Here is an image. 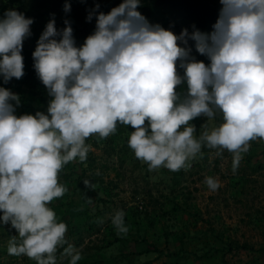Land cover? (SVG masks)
Returning <instances> with one entry per match:
<instances>
[{"label": "clouds", "instance_id": "1", "mask_svg": "<svg viewBox=\"0 0 264 264\" xmlns=\"http://www.w3.org/2000/svg\"><path fill=\"white\" fill-rule=\"evenodd\" d=\"M219 2L211 33L193 26L179 35L150 23L137 10L141 0H122L107 14L94 3L86 21L95 17V30L80 46L71 20L58 29L52 14L32 52L35 73L51 98L46 114L17 116L19 95L0 87V222L17 233L8 241V255L57 264L63 249L69 264L82 259L49 205L67 193L60 173L69 162L87 160L92 136L107 139L118 125L131 126L128 147L150 172L187 171L203 148L216 156L231 153L235 172L250 142L264 141V0ZM63 11H71L67 0ZM33 22L14 9L0 18L5 84L25 74L23 42ZM189 40L207 65L191 56ZM182 84L183 95L176 91ZM218 113L223 122L197 138L191 121L213 120ZM205 183L212 192L221 187L213 177ZM124 217L122 210L111 217L117 235L129 231Z\"/></svg>", "mask_w": 264, "mask_h": 264}, {"label": "rangeland", "instance_id": "2", "mask_svg": "<svg viewBox=\"0 0 264 264\" xmlns=\"http://www.w3.org/2000/svg\"><path fill=\"white\" fill-rule=\"evenodd\" d=\"M202 1L221 8L219 0ZM121 2L69 0L71 11L65 13L64 6L54 8L44 0H0V18L8 9L32 18V35L23 43L34 50L52 14L58 29L64 27V19H69L76 45L80 46L95 30V17L86 21L94 3H99V11L107 14ZM137 10L150 23H158L176 35L191 29L187 21L173 17L151 0H141ZM194 43L188 41L191 56L207 65V57L196 52ZM203 57L204 61L200 60ZM180 72L182 75L183 70ZM0 87L46 112L48 103L39 104L17 80L5 84L0 78ZM185 91L184 84L182 95ZM222 122L219 113L213 120L200 117L191 121L197 138ZM132 131L131 126L118 125L116 133L107 139L92 136L86 140L91 145L87 160L69 162L60 173L59 182L68 191L49 207L58 222L66 223L68 243L81 252L78 264H264V141L250 142L235 172L231 153L224 151L216 156L215 150L208 148L202 149L203 157L194 159L187 171L161 168L150 172L128 147ZM206 177L218 179L221 187L210 191ZM85 180L94 187L86 189ZM172 194L175 197L167 198ZM178 208L183 210L181 216L165 218L171 209ZM120 210L129 228L126 236L117 235L111 223V217ZM15 235V229L0 222V264H36L26 256L8 255V241ZM99 247L105 250L96 254ZM62 251L57 252V264H69L70 258L62 257Z\"/></svg>", "mask_w": 264, "mask_h": 264}, {"label": "trees", "instance_id": "3", "mask_svg": "<svg viewBox=\"0 0 264 264\" xmlns=\"http://www.w3.org/2000/svg\"><path fill=\"white\" fill-rule=\"evenodd\" d=\"M46 3H51L54 8L63 7L65 4V0H44ZM69 0H67L68 2ZM156 7L163 8L167 13L172 14L173 17L180 16L183 20L187 21L189 24V28L194 30L193 26H195L196 30H199L203 33H211L213 30L212 26L215 24L220 8L208 5L207 3L203 2L202 0H151ZM175 24V22H173ZM189 29L188 31H190ZM34 49H30L25 46L23 43V51L22 56L24 58V76L17 80L20 86L24 87L29 96L37 99L39 104L44 105L49 102L51 99L48 94L47 90L38 79L35 70L33 68V58L32 52ZM208 60V58H206ZM200 60L204 61V57L200 58ZM209 61V60H208ZM182 89L184 90V84L179 86L176 91L182 94ZM25 96V95H23ZM18 111L16 112L17 116L23 114H32L35 115L37 111L43 112L38 108L32 106L27 102V100H20V105L17 107ZM46 114V112H44ZM86 187V186H85ZM88 187H86L87 189ZM90 189V188H88ZM175 197V195H170ZM166 198V199H167ZM179 210V211H178ZM178 211V212H177ZM180 212V213H179ZM183 213V210L180 208L173 210L171 209L166 215L165 218H170L171 216L175 218V216ZM163 216V217H164ZM166 234V233H165ZM108 237V236H106ZM137 244V243H136ZM104 247V245H102ZM247 246H242L241 249L245 250ZM105 248H96V254L101 253ZM147 252L148 250H144ZM141 253V252H139Z\"/></svg>", "mask_w": 264, "mask_h": 264}, {"label": "crops", "instance_id": "4", "mask_svg": "<svg viewBox=\"0 0 264 264\" xmlns=\"http://www.w3.org/2000/svg\"><path fill=\"white\" fill-rule=\"evenodd\" d=\"M23 93H26V92L22 90V94H23ZM23 95H24V94H23Z\"/></svg>", "mask_w": 264, "mask_h": 264}]
</instances>
